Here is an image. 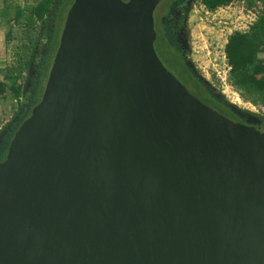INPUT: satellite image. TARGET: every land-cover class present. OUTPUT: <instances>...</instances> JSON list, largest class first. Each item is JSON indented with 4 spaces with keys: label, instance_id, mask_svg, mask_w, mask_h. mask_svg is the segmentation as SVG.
I'll list each match as a JSON object with an SVG mask.
<instances>
[{
    "label": "water",
    "instance_id": "1",
    "mask_svg": "<svg viewBox=\"0 0 264 264\" xmlns=\"http://www.w3.org/2000/svg\"><path fill=\"white\" fill-rule=\"evenodd\" d=\"M160 2L73 0L0 163V264H264V118L163 66Z\"/></svg>",
    "mask_w": 264,
    "mask_h": 264
},
{
    "label": "rangeland",
    "instance_id": "2",
    "mask_svg": "<svg viewBox=\"0 0 264 264\" xmlns=\"http://www.w3.org/2000/svg\"><path fill=\"white\" fill-rule=\"evenodd\" d=\"M39 1L0 0V26L5 28L7 34L0 51L2 59L5 60L4 63H0V82L4 75L14 77L20 72L22 79L20 83L24 84L27 71L25 63L30 58L39 29L42 27V24L37 23L35 27L31 28L26 21L30 18L31 10ZM165 1H162L161 4L164 5ZM247 1L234 2L214 13L207 12L199 2L187 17L185 28L188 57L200 79L208 85L213 84L229 104L235 105L242 111L250 112V106L253 107V105L243 101L228 84V67L224 56V47L229 36L236 32H247L257 19L256 8H250ZM251 1L255 2L257 6L264 4V0ZM159 10L158 7L154 13L156 25L158 24ZM15 11L23 13V17L18 21L12 19ZM50 58L51 56L47 60L49 63L52 60ZM158 58L163 66L174 75L175 72L166 63L160 52H158ZM18 101L12 98L11 94H7L5 99L0 98V127L12 119L18 111ZM253 115L261 117L260 114Z\"/></svg>",
    "mask_w": 264,
    "mask_h": 264
},
{
    "label": "trees",
    "instance_id": "3",
    "mask_svg": "<svg viewBox=\"0 0 264 264\" xmlns=\"http://www.w3.org/2000/svg\"><path fill=\"white\" fill-rule=\"evenodd\" d=\"M199 1L207 12L214 13L240 0ZM247 3L250 8H256L257 19L247 32L233 33L227 39L224 47V56L228 67L227 80L229 86L238 93L243 101L253 106L264 107V4L257 6L251 0H248ZM72 4L73 0H40L31 10L30 18L26 21L31 28L35 27L37 23L56 25V30L53 36L50 35L49 42L47 43V47L50 48L48 59L50 56L52 60L54 58L59 45V37L65 21V15ZM12 16L13 21H18L23 17V13L15 11ZM31 56L32 53L25 63L26 69H28L31 63L35 66L40 62L39 59L33 61ZM48 59H41L43 63L41 62L39 73L35 78L33 76L34 80L32 79L31 81L33 87L28 94L30 111L27 112L26 118L21 121L19 127L30 116L31 110L41 100L51 68L52 60L49 63L47 62ZM20 80H22L20 72L14 77L12 75L9 77L4 75L3 80L0 82V98L5 99L7 94H11L15 100L22 98L23 82L20 83ZM33 81L35 82L33 83ZM228 115H230V112ZM13 136L8 142V146Z\"/></svg>",
    "mask_w": 264,
    "mask_h": 264
},
{
    "label": "flooded vegetation",
    "instance_id": "4",
    "mask_svg": "<svg viewBox=\"0 0 264 264\" xmlns=\"http://www.w3.org/2000/svg\"><path fill=\"white\" fill-rule=\"evenodd\" d=\"M122 1L124 3L128 2V0ZM162 1L164 0H161L154 10L155 13L158 7L160 9L157 15L158 24L156 25V22H154L156 32L154 48L157 56L158 52H160L166 63L175 72L174 76L197 100L233 120L246 123V120L241 119L226 104L224 96L213 84L208 85L200 79L198 72L195 71V68L190 63L191 61L187 53L188 45L185 26L187 17L194 11L200 1L166 0L164 5L161 4ZM55 30L56 25H45L44 23H42V27L39 29L38 38L33 45L31 56L33 61L36 59L40 61L38 65L33 66L34 78L39 73L40 65L43 63L41 59H48L50 48L47 47V43L49 42L50 35L53 36ZM52 44L54 43L52 42ZM47 49L48 52L46 53ZM32 87L33 84H31L27 92L23 93L22 98L19 99L18 111L12 119L0 127V163L5 161L9 147L8 142L16 133L21 121L26 118L27 112L30 111L28 94ZM229 112L230 115H228Z\"/></svg>",
    "mask_w": 264,
    "mask_h": 264
},
{
    "label": "crops",
    "instance_id": "5",
    "mask_svg": "<svg viewBox=\"0 0 264 264\" xmlns=\"http://www.w3.org/2000/svg\"><path fill=\"white\" fill-rule=\"evenodd\" d=\"M7 34L5 31V28H3L2 26H0V51H1V46L2 44H4V40L6 39ZM3 57L0 55V63H4L5 60L2 59Z\"/></svg>",
    "mask_w": 264,
    "mask_h": 264
},
{
    "label": "built area",
    "instance_id": "6",
    "mask_svg": "<svg viewBox=\"0 0 264 264\" xmlns=\"http://www.w3.org/2000/svg\"><path fill=\"white\" fill-rule=\"evenodd\" d=\"M15 103L17 104V101H15ZM250 113L252 114H256V115H261L262 118H264V107L262 106H257V107H252L250 106Z\"/></svg>",
    "mask_w": 264,
    "mask_h": 264
}]
</instances>
